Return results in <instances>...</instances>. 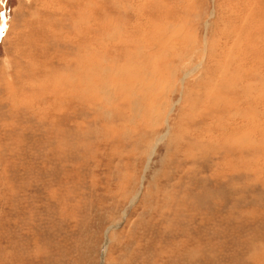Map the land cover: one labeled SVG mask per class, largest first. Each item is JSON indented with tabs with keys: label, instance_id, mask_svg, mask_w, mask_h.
<instances>
[{
	"label": "rangeland",
	"instance_id": "374dc122",
	"mask_svg": "<svg viewBox=\"0 0 264 264\" xmlns=\"http://www.w3.org/2000/svg\"><path fill=\"white\" fill-rule=\"evenodd\" d=\"M263 45L264 0H0V264H264Z\"/></svg>",
	"mask_w": 264,
	"mask_h": 264
},
{
	"label": "bare ground",
	"instance_id": "6f19581e",
	"mask_svg": "<svg viewBox=\"0 0 264 264\" xmlns=\"http://www.w3.org/2000/svg\"><path fill=\"white\" fill-rule=\"evenodd\" d=\"M66 1V0H65ZM239 1V0H238ZM230 2V1H229ZM237 3H239V2H237ZM247 4H250V2H247ZM235 7V6H234ZM76 8V7H75ZM259 8V7H258ZM255 10V9H254ZM78 14V13H77ZM257 14V13H256ZM237 15V14H236ZM247 15V14H246ZM254 15V14H253ZM257 15H259V13L257 14ZM257 15L255 16V17H257ZM35 16V15H34ZM236 17V16H235ZM248 17L250 18V16L248 15ZM248 17H246V20H245V25L246 24H249L250 25V21L251 20H249V18ZM258 22V21H257ZM226 22H224V24H225ZM256 23V22H255ZM82 24V23H81ZM226 25V24H225ZM244 25V26H245ZM253 25V24H252ZM87 27V24H85V27L83 26L82 28H81V31L83 30V31H85V29L84 28H86ZM246 27V26H245ZM227 30V29H226ZM95 32V31H94ZM80 33V32H79ZM246 33H248L249 34V32H248V30H247V28H244V31L242 30V38H241V40H239L238 38L236 39H234V42L235 41H237L238 42V44H239V47L241 46V48H238L239 50H242L243 51V47H244V45H245V43L246 42H251L252 41V38L251 37H249L251 34H249V36H248V38L246 39V41H245V36H246ZM255 34V33H254ZM233 35H234V32L231 30L229 33H227V35H226V39L227 40H230L229 38H231V37H233ZM253 35V34H252ZM90 37V36H89ZM107 38V37H106ZM130 38V37H129ZM253 40H254V42L255 43H259V41H257L258 40V38L255 36L254 38H253ZM233 42V43H234ZM206 43V42H205ZM241 43V44H240ZM257 43V44H258ZM235 44V43H234ZM260 44V43H259ZM234 46V45H233ZM237 46V45H236ZM259 46V45H258ZM264 46V45H263ZM260 47V46H259ZM142 50V49H141ZM234 54H235V52H233ZM244 55H246L245 54V52H244ZM92 60V59H91ZM87 61V60H86ZM88 62V61H87ZM84 63V62H83ZM82 64V63H81ZM102 70H103V68H102ZM193 70V69H192ZM99 71V70H98ZM195 71V70H194ZM94 71L92 70V73H93ZM226 73L227 72H223L222 74H220V75H226ZM87 74V73H86ZM90 74V72L88 73V75ZM94 74V73H93ZM97 74V73H96ZM99 75V74H98ZM98 77V76H97ZM262 78H264V77H262ZM47 79V78H46ZM87 79H89V78H87ZM92 79V78H91ZM76 80L78 81V79L76 78ZM75 79L73 80L72 79V81H76ZM76 81V82H77ZM84 82H85V80H84ZM82 83H83V80H82ZM82 83H81V81H79V82H77L76 83V86H75V83H71V84H69L68 85V87H70V89L66 86V88L67 89H65L64 90V98H63V100H62V102L59 104V106H58V109L61 111V113H59L61 116L60 117H58L57 115H55V114H52V112L50 111L49 112V118L50 117H52V118H50L49 120H48V126H50V124H51V126H52V129H51V131H52V135H53V144H52V141L50 142V158H48V162H49V164H51L52 162H54L57 158H59V157H61V156H63V154H64V152H66V149L67 150H69L70 149V151H72V149H74V148H76V146H75V144H73V143H68L69 142V138H72V141H73V134L72 135H70L69 134V132H68V129L67 128H64L63 127V123H61V122H63V121H65L66 120V118H67V115H66V113L67 112H69V110H70V104L72 103V109L70 110V112H72L73 113V122L74 123H76L77 121H81L82 119H81V116L79 115V114H77V113H74V111L75 110H81L82 109V104L83 103H85V104H87V102L89 101V99L90 98H87V99H84L83 98V95H84V93L86 92V91H88V93L90 94V96H94V99H95V97L97 96V92H96V90L95 91H92V88H91V86L93 87V84L91 83V81L89 80V82H87L88 84H87V86H86V84H85V87H82ZM86 83V82H85ZM94 83V82H93ZM95 84V83H94ZM217 84V86L219 87V86H221V85H223L224 86V82L223 83H216ZM259 84V83H258ZM260 84L261 85H263V87H264V79H261L260 80ZM237 87V86H236ZM216 88V87H215ZM255 87H252V86H248L247 85V88L246 87H244V98H245V100L249 103V98H247V96L248 95H245V94H247V92H248V90H253ZM258 88V87H257ZM219 89V88H218ZM217 90V89H216ZM247 91V92H246ZM92 92V93H91ZM87 93V92H86ZM260 93V92H259ZM257 94L256 96H254L253 95V99H254V102H252V105L251 106H254L255 107V109H256V114L258 115V117H256V116H254L253 117V114L249 111V113H247L245 116H244V118H243V125L245 126V119H246V116H247V119H248V122H247V124L249 125V127H250V130L249 131H251V135H249V136H247V134H244V137H241L240 138V142H241V139H242V142L243 143H248V147H250V145H252L253 143H255V139H256V135H258V134H260L262 131H263V129H264V127H263V125H264V114H262L261 115V117H259L260 116V114H261V112H260V114L257 112V108L259 107V106H261V103H262V93L261 94ZM250 94V93H249ZM252 94V93H251ZM214 97V99H215V95H214V93H213V96L211 95V97L210 98H213ZM249 97V96H248ZM252 98V97H251ZM248 99V100H247ZM252 100V99H251ZM95 103V102H94ZM89 105V104H88ZM84 106V105H83ZM88 107V106H87ZM89 108V107H88ZM51 110V109H50ZM99 110V109H98ZM76 112V111H75ZM86 116V115H85ZM43 118V117H42ZM259 118V119H258ZM251 119H253V121H250ZM259 120V121H258ZM67 122H68V120H67ZM67 125V124H66ZM83 126L84 127H86V124L84 123L83 124ZM241 128H243V126H241ZM83 130H85V129H83ZM247 130V129H246ZM82 131V130H81ZM229 132V131H228ZM239 133V132H238ZM79 134V133H78ZM227 134V130L225 129V132H224V136ZM240 134V133H239ZM250 134V133H249ZM169 135V131L167 130V132L165 133V134H163L162 135V137L161 138H159V139H161V140H163V139H165V137L166 136H168ZM256 136V137H255ZM233 139V138H232ZM263 139V138H262ZM160 140V141H161ZM251 140H253V143L252 142H250ZM158 141V140H157ZM262 141H264V139L262 140ZM237 142V141H236ZM260 143V142H259ZM208 144V143H207ZM241 144V143H240ZM262 144H264V143H262ZM68 145H70V146H68ZM238 145V144H237ZM257 145V144H256ZM259 145H261V144H259ZM157 146V145H156ZM155 146V147H156ZM242 146L244 147V145L242 144ZM246 146V144H245V147H247ZM254 147V144L252 145V148ZM256 147V146H255ZM79 148H81V147H79ZM78 148V149H79ZM258 148H259V146H258ZM246 149V148H245ZM260 149V148H259ZM255 150V149H254ZM258 151V150H257ZM154 152H155V148H154V150H152V155L154 154ZM255 153V152H254ZM258 154V153H257ZM152 155H151V157H152ZM260 174V173H259ZM50 175V172H49V174H48V176ZM138 197V196H137ZM136 197V198H137ZM40 236V235H39ZM38 239H40V237L38 238ZM106 243V244H105ZM104 243V249H105V253H106V248H107V244H108V240L106 241ZM35 247H36V249H31L30 251H29V253H28V255H29V257H31L32 258V260H34L35 262L39 259V258H42V252L40 251V248H39V246H36L35 245ZM21 251H22V249H21ZM56 253V252H55ZM105 253H104V256H105ZM53 256V255H52ZM104 256H103V258H104ZM44 258H42V260H43ZM9 260V256L7 255L6 256V258H5V261L7 262ZM46 262H47V260H46Z\"/></svg>",
	"mask_w": 264,
	"mask_h": 264
}]
</instances>
